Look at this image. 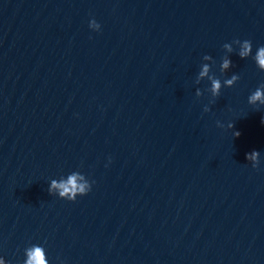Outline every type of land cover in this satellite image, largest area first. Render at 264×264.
Instances as JSON below:
<instances>
[{
  "label": "water",
  "instance_id": "obj_1",
  "mask_svg": "<svg viewBox=\"0 0 264 264\" xmlns=\"http://www.w3.org/2000/svg\"><path fill=\"white\" fill-rule=\"evenodd\" d=\"M245 40L264 46V0H0L4 264L32 245L48 264H264V105L248 102L264 71ZM76 171L88 195L49 193Z\"/></svg>",
  "mask_w": 264,
  "mask_h": 264
},
{
  "label": "clouds",
  "instance_id": "obj_2",
  "mask_svg": "<svg viewBox=\"0 0 264 264\" xmlns=\"http://www.w3.org/2000/svg\"><path fill=\"white\" fill-rule=\"evenodd\" d=\"M89 27L95 31H99L101 29V25L95 20H91ZM229 51L231 49L229 48ZM252 54V42L250 40L244 41V48L242 51L238 53L241 59L248 58ZM254 61L256 62L258 68L261 71H264V46H261L257 49L255 56H252ZM204 60L212 59L211 55H205L203 57ZM233 66V62L229 59H223L222 61V70L229 69ZM207 77V79L211 83V87L208 91L211 93L212 97L218 98L221 95L222 91V82L216 77L214 74L210 72V65L203 64L202 70L199 72L197 77V82H201L203 78ZM239 75H232L231 78L223 81V86L233 87L239 81ZM196 96H202V90L197 89ZM248 102L251 105H256L259 103L260 105H264V83H262L248 98ZM205 112L211 111L208 106L204 108ZM218 127H224L223 124L217 122ZM229 128H234V124L230 123L228 125ZM240 132L235 131L234 136L239 137ZM260 152L253 150L252 152L246 154L247 160L255 161L256 164L253 165L254 168H258ZM95 181H89L85 175L80 172H72L67 176V179L56 180L53 179L50 182V187L48 189L50 194L54 192L58 194L61 199H66L72 202H75L78 196H86L92 190V185ZM26 260L24 264H48L45 260V252L42 246L32 245L31 247L25 250ZM0 264H4V261L0 259Z\"/></svg>",
  "mask_w": 264,
  "mask_h": 264
}]
</instances>
